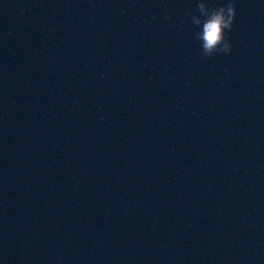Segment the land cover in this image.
Listing matches in <instances>:
<instances>
[{"label": "water", "instance_id": "1", "mask_svg": "<svg viewBox=\"0 0 264 264\" xmlns=\"http://www.w3.org/2000/svg\"><path fill=\"white\" fill-rule=\"evenodd\" d=\"M0 264H264V0H0Z\"/></svg>", "mask_w": 264, "mask_h": 264}]
</instances>
